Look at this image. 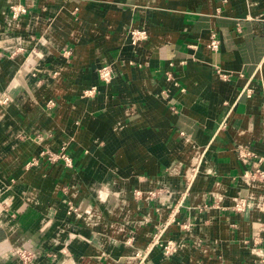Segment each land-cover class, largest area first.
<instances>
[{
	"label": "crops",
	"instance_id": "obj_1",
	"mask_svg": "<svg viewBox=\"0 0 264 264\" xmlns=\"http://www.w3.org/2000/svg\"><path fill=\"white\" fill-rule=\"evenodd\" d=\"M241 149L264 157V0H0V264H264Z\"/></svg>",
	"mask_w": 264,
	"mask_h": 264
},
{
	"label": "built area",
	"instance_id": "obj_2",
	"mask_svg": "<svg viewBox=\"0 0 264 264\" xmlns=\"http://www.w3.org/2000/svg\"><path fill=\"white\" fill-rule=\"evenodd\" d=\"M16 12H23L24 9L18 8L14 9ZM132 38L134 41L139 40V39H144L146 38V34L144 31L141 30H133L131 32ZM219 47V40L215 37L212 36L209 43H208V48L211 51H216ZM98 74L99 77L104 80L108 81L110 78V71L107 66H102L100 69H98ZM96 88L91 87L85 91L86 95H93L95 93ZM42 156H46L47 159H49L52 162L57 161L58 159L63 160L64 164L67 166L71 165V160L70 158L63 152H58V153H51V152H42ZM239 158L242 160V162L246 165V168L243 172V179L247 184L251 183H259V184H264V157L256 155L254 152L246 150V149H241L238 152ZM34 163V160L32 161ZM245 206L244 200H241L240 202H237L234 205V208L237 210H242ZM164 253L166 254H171L176 250V245L171 242L167 241L165 244L161 245ZM20 256L24 259H28V255L24 254V252L20 253Z\"/></svg>",
	"mask_w": 264,
	"mask_h": 264
}]
</instances>
